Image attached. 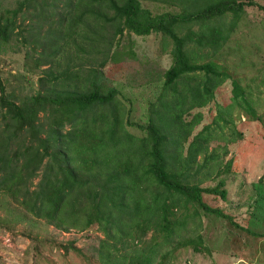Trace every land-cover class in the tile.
I'll list each match as a JSON object with an SVG mask.
<instances>
[{"label":"rangeland","instance_id":"obj_1","mask_svg":"<svg viewBox=\"0 0 264 264\" xmlns=\"http://www.w3.org/2000/svg\"><path fill=\"white\" fill-rule=\"evenodd\" d=\"M19 1L0 0V14H4V9L19 7L12 16L11 33L6 41H0V80L6 94L16 102L31 96L46 97L47 101L41 100L44 108L38 109L35 118L39 136L47 133L50 119H57L62 113L63 105L54 100L55 96L88 86L91 69L101 70V83L116 89L115 107L121 111L122 128L134 136L145 135L146 130L138 124H146L148 117L153 116L149 102L154 103L153 108L159 107L161 70L172 58L170 37L160 31L145 34L126 29L116 31L114 20L101 17L112 15L108 0L92 2L99 10L98 16L86 11L80 16L84 4L68 8L67 0H30L23 4ZM139 1L152 14L176 13L186 7L183 0ZM261 5L264 0L243 4L228 38L214 51L208 45L191 41L186 46L192 59L210 58L227 74L213 89L210 100L186 107L180 115L188 128L186 139L181 141L183 155L186 140L205 125L212 130V136L203 150L196 153L181 180L209 187L221 179L223 196L202 191L200 197L223 214L207 211L194 200L184 202L174 192L176 198L169 215L174 219V227L170 233H163L154 224V216L148 221L139 220L147 223L144 228L140 224L130 227L121 221L124 231L121 233L113 222L103 223L93 214L87 224L86 212L92 206L85 207L83 198L74 219L65 214L63 219L51 221L27 210L18 201L19 193L0 188V264H132L145 252L143 247L153 236L150 264H264V7ZM216 20L227 25L231 13L226 12ZM187 27L198 28L195 24ZM66 68L74 71L75 76L66 78ZM233 80L242 88L256 116L247 112L241 101L232 100ZM170 92L168 88L165 91ZM92 109L105 110L96 106ZM219 112L223 119L217 117ZM61 120L60 132L71 130L69 120ZM3 128L0 116V131ZM27 134L26 130L24 136L17 133L9 139L8 146L18 147ZM48 158V155L43 158L34 174L21 179L22 188L34 187ZM99 208L105 211L107 205L100 203Z\"/></svg>","mask_w":264,"mask_h":264},{"label":"trees","instance_id":"obj_2","mask_svg":"<svg viewBox=\"0 0 264 264\" xmlns=\"http://www.w3.org/2000/svg\"><path fill=\"white\" fill-rule=\"evenodd\" d=\"M25 1L30 0L19 3ZM103 1L67 0V7L84 4L80 16L85 11L98 16L99 10L92 2ZM108 1L112 15L101 17L114 20L116 31L126 29L137 34L160 31L172 41L171 63L161 70L159 107L153 108L154 103L149 102L148 109L153 116L148 117L146 124H138L146 134L134 136L122 128L121 111L115 107L116 89L101 83L102 71L99 69H91L85 88L78 87L55 96L54 100L63 105L62 113L59 118L50 119L47 133L42 137L38 134L40 128L35 118L38 109L44 108L41 100L47 101L46 97L31 96L16 102L6 94L0 80V116L4 120V128L0 131V188L19 193L18 201L27 210L51 221L61 220L65 214L74 219L81 210L83 198L85 207L92 206V210L86 212L87 224L92 221L90 214H93L92 217L103 223L113 222L121 233L124 232L121 221L130 227L140 224L144 228L147 226L144 221L152 216L155 217L154 224L163 233H170L174 227V219L169 218L176 198L174 192L184 202L194 200L207 211L223 214L200 197L202 191L223 196L225 188L221 179L209 187L181 180L196 153L203 150L205 142L212 136V130L205 125L186 140V154L183 155L181 141L186 139L188 128L180 115L186 107L210 100L213 89L227 74L210 58L204 61L192 59L186 46L190 41L208 45L211 52L220 47L228 38L242 5L252 0H183L186 7L182 10L157 14L150 13L139 0ZM17 9L7 8L0 14V41H6L11 33L12 16ZM226 12L231 13V21L222 25L216 18ZM187 24H195L198 28H189ZM181 28L185 30L180 31ZM197 71H200L199 75ZM64 73L66 78L75 76L74 71L67 68ZM167 88L171 91L168 94L165 93ZM232 92V100L241 101L246 111L256 116L242 88L234 80ZM94 106L105 110L96 112L92 109ZM228 107L229 104L226 109ZM217 117L223 119L220 112ZM62 118H67L72 126L65 133L59 130ZM25 130L28 132L26 138L18 147L10 148L9 139L17 133L24 136ZM262 137L264 139V134ZM46 155L49 158L34 187L22 188L21 179L34 174ZM83 170L86 171L84 174ZM100 203L107 205L105 211L99 208ZM154 240L153 236L143 247L145 252L132 260V264H150L149 251L155 245Z\"/></svg>","mask_w":264,"mask_h":264}]
</instances>
